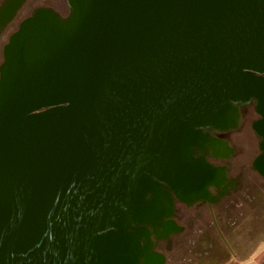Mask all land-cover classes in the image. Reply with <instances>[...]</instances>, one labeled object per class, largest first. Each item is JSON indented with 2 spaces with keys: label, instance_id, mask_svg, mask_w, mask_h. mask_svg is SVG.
I'll return each mask as SVG.
<instances>
[{
  "label": "water",
  "instance_id": "water-1",
  "mask_svg": "<svg viewBox=\"0 0 264 264\" xmlns=\"http://www.w3.org/2000/svg\"><path fill=\"white\" fill-rule=\"evenodd\" d=\"M67 2L40 52L15 35L31 57L0 78V264H134L111 249L134 173L233 95V76L264 105V0ZM40 108L64 114L29 122Z\"/></svg>",
  "mask_w": 264,
  "mask_h": 264
},
{
  "label": "rangeland",
  "instance_id": "rangeland-1",
  "mask_svg": "<svg viewBox=\"0 0 264 264\" xmlns=\"http://www.w3.org/2000/svg\"><path fill=\"white\" fill-rule=\"evenodd\" d=\"M37 7L51 9L64 21L71 14L67 0H25L7 33L15 30L20 20L28 16ZM28 25L32 27L34 24ZM3 38H6L5 35ZM27 54L29 53L20 55L18 58L23 57L24 60H29L31 56ZM1 64L2 58L0 57V66ZM237 80L238 77L233 76V95H225L224 99L208 108L205 112L206 120L200 123L198 128L191 130L192 132L186 135L182 142L174 143L173 148L169 152L167 151L161 159L157 157L151 169L145 168V170L134 173L135 179L129 200L130 205H128V210L123 208L124 229L121 233L120 230L116 229L111 240V249L116 256L115 261L123 258L133 262L135 260L134 253L145 251L149 247L147 250L159 254L162 264H196L210 246L215 248V246L220 247L222 245L221 240L213 230L208 233V239L204 240L205 243H202L201 238L204 235H200L199 231L209 220V218H198V215H203V210L186 207L180 202L176 203L174 206L176 226L174 228L177 227L178 229L174 234L167 236L165 234L170 230V222L164 218H153V216L159 217L162 213H167L169 203L165 185L167 184V174L172 173L170 174L174 180V186L180 192L187 182L192 181V175H187L186 171H193L195 168L199 170L204 166V161L214 166L219 164L218 161L211 158V154L226 155L227 162L225 163L228 169L226 175H239L241 193H238L235 199L242 202L245 211L250 212L252 208H260L264 212V177L253 168L252 164L258 153V138L251 127L252 122L257 118V113L254 104L248 107L237 105L247 103L251 98L243 96L246 89L239 90L242 88L235 84ZM229 101L236 103L233 104L236 106V110L228 106ZM203 125L206 128L232 127L226 135L227 146L212 141L207 135L208 132L201 129ZM138 187L142 191L141 193H139ZM144 195L145 199L143 200ZM252 198L258 199L259 202L251 204ZM154 204L158 205V208L154 207ZM148 207L156 208L154 214L146 212ZM134 213L141 217H135ZM145 216H149V218ZM212 219L222 227V235L231 238H227V246L233 247V231L232 233L229 231L233 218ZM261 226L264 227V223ZM255 230L257 229L255 228ZM250 232L243 235L247 237V241L250 240ZM156 235L160 237L155 239ZM121 247L124 250L121 251Z\"/></svg>",
  "mask_w": 264,
  "mask_h": 264
},
{
  "label": "flooded vegetation",
  "instance_id": "flooded-vegetation-1",
  "mask_svg": "<svg viewBox=\"0 0 264 264\" xmlns=\"http://www.w3.org/2000/svg\"><path fill=\"white\" fill-rule=\"evenodd\" d=\"M24 2L25 0H0V57L2 58V64L0 66V78L3 73L5 74L10 71L12 61L20 56L18 55V47L14 40L16 34L21 33L24 36V40L27 41V43L30 42V45L25 49L29 51V53L32 49V52L34 53V50L39 52L42 50L40 35L43 31L47 33V36L49 34L51 36H55L61 29L57 26L52 17L46 14L47 12H50L51 14L56 15L59 18V15L57 13L46 7H37L34 8L28 16L20 20L15 30L7 33L8 28H10L12 21L14 20L17 12L20 10ZM70 17L65 21L61 18L59 19L63 23H65L70 19ZM33 19H37L36 23H34L32 27L28 25L26 26V24L28 23L27 21H31ZM4 35L6 38H3ZM27 43L26 45H28ZM233 104L236 103L229 101L228 106H231L236 110V106H234ZM252 104H254L257 118L252 122L251 127L258 138V153L254 157L252 164L253 168L257 170V172L262 177H264V105L262 109H259L260 106L258 105V103L252 99H250L247 103L237 105L248 107ZM187 127H189V129L191 130H195L199 126L190 121ZM231 128L232 127L206 128V126L204 125L201 127L203 131L206 130L208 132L207 135L212 141L226 146V135L228 133V130ZM211 158L218 161L219 164L214 166L211 163L204 161V166L199 170L195 168L193 169V171H186L187 175H192V181L187 182L180 192L177 191L178 189H176L174 186V180L171 176L172 173L169 172L167 174V184H165L169 200L167 213H162L159 217L153 216V218H164L166 221L170 222V230L165 234V236L174 234L178 229L177 227L176 229L174 228L176 226V210L174 206L178 202L184 204L189 208L194 207L196 210H203V215H198V218H209V220H207L205 225L199 231L200 235H204V237L201 238L202 243H205L204 238H207L210 231L213 230L214 233L218 236L222 233V227H220V225L216 223V221H214V219L212 218H233V222L230 223L229 228V231L231 233L232 231H241L243 227L245 228L246 221L250 220L247 218H264V212L260 210V208H252L250 209V213L247 210L245 211V206L242 204V202H239L235 199V196L238 193H241V185L239 182L240 177L237 174L236 176L226 175L228 171L227 165L225 163L227 162V156L223 154H211ZM145 195L143 197V200L145 199ZM222 202H224V204H222ZM250 202L251 204L258 203L259 200L252 198ZM154 207L158 208V205L154 204ZM156 208L148 207L146 209V212L154 214ZM233 212H236V214H233ZM134 216L141 217L140 215H136L135 213ZM145 217L149 218V216ZM158 237L160 236L156 235L154 238L157 239ZM148 248L149 247H147V249ZM147 249L145 251H138L137 253L133 254L135 257L134 264H145V262H147V258L149 260V257L151 258L152 255H159L152 250ZM151 261V263L154 262V260Z\"/></svg>",
  "mask_w": 264,
  "mask_h": 264
},
{
  "label": "crops",
  "instance_id": "crops-1",
  "mask_svg": "<svg viewBox=\"0 0 264 264\" xmlns=\"http://www.w3.org/2000/svg\"><path fill=\"white\" fill-rule=\"evenodd\" d=\"M247 219L250 220L246 221L244 229L233 232V247L227 246V238H231L225 237L221 233L217 237L224 247L222 245L220 247L215 246V248L210 246L196 264H264V227L261 226L264 219ZM249 232L251 236L249 237L250 240L247 241V237L243 235Z\"/></svg>",
  "mask_w": 264,
  "mask_h": 264
},
{
  "label": "trees",
  "instance_id": "trees-1",
  "mask_svg": "<svg viewBox=\"0 0 264 264\" xmlns=\"http://www.w3.org/2000/svg\"><path fill=\"white\" fill-rule=\"evenodd\" d=\"M46 111H47V108H40L38 110L31 112L33 116L30 118L29 122L36 124V125H40V124L47 123L49 121L58 119L64 114V110L62 109H55V110H51L47 112Z\"/></svg>",
  "mask_w": 264,
  "mask_h": 264
}]
</instances>
